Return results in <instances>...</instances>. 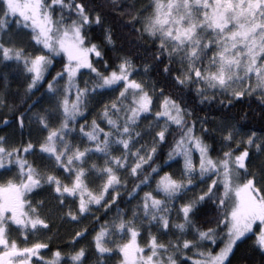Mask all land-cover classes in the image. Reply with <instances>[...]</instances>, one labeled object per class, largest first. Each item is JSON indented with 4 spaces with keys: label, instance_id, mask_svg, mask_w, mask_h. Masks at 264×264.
Masks as SVG:
<instances>
[{
    "label": "snow or ice",
    "instance_id": "6c2138e0",
    "mask_svg": "<svg viewBox=\"0 0 264 264\" xmlns=\"http://www.w3.org/2000/svg\"><path fill=\"white\" fill-rule=\"evenodd\" d=\"M0 109V264H264V0H0Z\"/></svg>",
    "mask_w": 264,
    "mask_h": 264
},
{
    "label": "trees",
    "instance_id": "16d2710c",
    "mask_svg": "<svg viewBox=\"0 0 264 264\" xmlns=\"http://www.w3.org/2000/svg\"><path fill=\"white\" fill-rule=\"evenodd\" d=\"M140 2L146 4L149 2V0H140ZM146 47H150V45H146ZM108 55L113 60L115 59L114 53L109 52ZM23 91H24L23 74L13 73L9 77V81H8V96H7L8 102L20 104L22 100ZM37 95H39V93H37ZM253 107H255V104H253ZM21 110H23V108H21ZM205 111H207V109H205ZM197 115L202 117L204 115V112H198ZM4 116H8L10 120L13 119L12 114L9 113L7 109H0V119H2ZM253 126L256 128L260 127V125L256 123H254ZM165 170L170 171V169H167V168ZM130 188H131V185H129V189ZM122 195L124 196L125 199L127 198L126 193L122 192ZM103 212H104V209H100V211L96 213V215L102 216ZM85 223H88V221L85 220ZM53 225L54 226L52 228V232L50 233V235L53 237V240H52L53 246H56V245L62 246L67 241L68 233L73 231L74 227H67L65 224H62L58 222L57 220L53 221ZM256 259L258 260L259 258L256 257Z\"/></svg>",
    "mask_w": 264,
    "mask_h": 264
},
{
    "label": "rangeland",
    "instance_id": "374dc122",
    "mask_svg": "<svg viewBox=\"0 0 264 264\" xmlns=\"http://www.w3.org/2000/svg\"><path fill=\"white\" fill-rule=\"evenodd\" d=\"M34 127V126H33ZM4 131H8V132H11L12 131V129L10 128V129H5ZM4 131L2 132V131H0V135H3L4 134ZM25 135H26V133H25ZM34 136H35V133H34ZM17 139H19V134H18V129H17ZM177 166L175 165V164H173V167H172V169H170V170H175V168H176ZM142 194V193H141ZM40 197L38 196L37 197V199H39ZM54 220H57V219H55L54 218ZM53 220V221H54ZM58 222H60V223H62L60 220H57ZM62 224H65L67 227H76L75 225H73V224H66V223H62ZM83 243V242H82ZM110 264H111V262H110Z\"/></svg>",
    "mask_w": 264,
    "mask_h": 264
}]
</instances>
